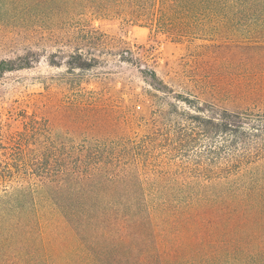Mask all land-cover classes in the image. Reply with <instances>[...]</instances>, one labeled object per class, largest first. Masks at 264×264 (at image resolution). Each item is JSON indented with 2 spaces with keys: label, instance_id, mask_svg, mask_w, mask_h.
<instances>
[{
  "label": "trees",
  "instance_id": "trees-1",
  "mask_svg": "<svg viewBox=\"0 0 264 264\" xmlns=\"http://www.w3.org/2000/svg\"><path fill=\"white\" fill-rule=\"evenodd\" d=\"M105 19L264 49V0H0V24L41 39L69 30V43L50 35L68 47L47 58L70 72L100 62L113 39L94 21ZM37 41L0 59V73L39 62ZM114 42L119 60L141 62ZM141 72L170 92L156 69ZM113 98L36 103L21 131L0 128V264H264V106L196 105L172 129L164 110L146 117L147 101L124 110Z\"/></svg>",
  "mask_w": 264,
  "mask_h": 264
},
{
  "label": "rangeland",
  "instance_id": "rangeland-1",
  "mask_svg": "<svg viewBox=\"0 0 264 264\" xmlns=\"http://www.w3.org/2000/svg\"><path fill=\"white\" fill-rule=\"evenodd\" d=\"M94 25L113 41L101 46L104 47L103 52L96 53L101 54L100 62L93 69L70 72L65 64L53 66L47 58L50 52L68 47L62 42H54L50 35L69 43L67 39L73 38L68 29H56L45 36L48 39H41V33L14 28L10 23L0 24V59L22 52L27 39L34 36L38 40L34 47L41 52L40 61L32 67L0 73L1 129L21 131L23 110L31 111L32 105L48 100L87 102L114 97L115 101L110 103H116L124 110H127L124 106L129 99L147 101L146 117L152 121L156 111L164 110L167 115L165 122L172 129L179 121L187 123L182 112L193 113L196 105L208 103L231 110L252 108L256 103L264 106L262 48L251 50L243 45L229 50L208 46L210 42L196 33L175 38L146 25L127 23L121 19L95 20ZM80 28L82 32L91 29L89 25ZM238 35L240 37L232 39L246 40L248 36L246 32ZM120 38L127 42L135 55L141 57L140 63L125 62L112 54L116 48L114 41ZM145 64L156 69L168 84L166 90L170 92L158 90L145 80L141 72ZM117 97H123L125 101ZM183 98L190 99V102ZM209 143L210 140L203 141V146L183 153L192 157L195 151H202ZM179 155L175 152L171 157L176 159L181 157Z\"/></svg>",
  "mask_w": 264,
  "mask_h": 264
}]
</instances>
